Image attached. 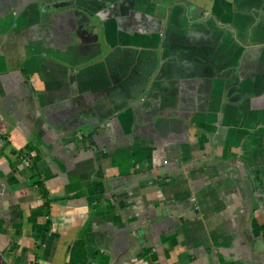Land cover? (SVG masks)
Listing matches in <instances>:
<instances>
[{
  "label": "crops",
  "instance_id": "crops-1",
  "mask_svg": "<svg viewBox=\"0 0 264 264\" xmlns=\"http://www.w3.org/2000/svg\"><path fill=\"white\" fill-rule=\"evenodd\" d=\"M0 264H264V0H0Z\"/></svg>",
  "mask_w": 264,
  "mask_h": 264
},
{
  "label": "trees",
  "instance_id": "trees-1",
  "mask_svg": "<svg viewBox=\"0 0 264 264\" xmlns=\"http://www.w3.org/2000/svg\"><path fill=\"white\" fill-rule=\"evenodd\" d=\"M38 176V186L42 189V195L43 197L46 199V203L44 204L45 207H49V194H48V190L46 189L45 185L43 184V181L41 179V175H39V173H37Z\"/></svg>",
  "mask_w": 264,
  "mask_h": 264
}]
</instances>
